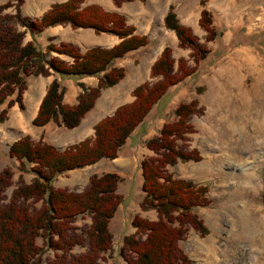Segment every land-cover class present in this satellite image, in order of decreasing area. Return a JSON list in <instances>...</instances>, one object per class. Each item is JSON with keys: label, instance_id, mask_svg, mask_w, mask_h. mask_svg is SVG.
<instances>
[{"label": "trees", "instance_id": "1", "mask_svg": "<svg viewBox=\"0 0 264 264\" xmlns=\"http://www.w3.org/2000/svg\"><path fill=\"white\" fill-rule=\"evenodd\" d=\"M122 1L112 0L115 6ZM82 0H64L53 3L39 17L21 16L15 7L7 10L10 1L0 4V122L6 110L17 106L23 109L22 94L25 77L56 73L47 84L31 118L33 126L54 122L64 128L76 127L83 115L92 107L100 90L115 84L123 70L111 66L113 60L126 52L147 43L146 35L134 34V26L125 23L123 15L105 11L96 4L80 6ZM201 4L202 1L199 0ZM163 26L173 31L177 47L188 48V57L174 60L170 48L164 46L149 66V76L156 80L142 81L132 88V99L122 103L92 126V134L59 150L46 142H33L25 134L17 137L7 147V155L18 162L16 182L12 185V169H0V264H38L43 247L53 251L45 264H109L102 253L111 248L112 234L109 220L113 217L121 197L116 193L119 177L113 172L90 174L86 184L78 191L52 187L54 178L68 170L91 165L100 159H113L119 149L139 126L151 107L166 90L191 74L198 61L207 54L189 28L178 23L171 6L163 16ZM205 31V40L214 36L208 12L202 8L197 20ZM69 25L72 29L91 28L95 33H108L119 40L110 47H90L83 52L68 42L47 43L41 49L35 38L49 26ZM25 35L29 39L23 41ZM50 53L63 54V61ZM98 76L93 87L78 86L82 91L76 102H62V75ZM195 100L179 103L174 108L175 119L164 122L156 135L146 139L145 147L151 154L140 160L139 201L141 209H153L155 219L133 216L130 220L134 232L122 237L118 254L125 264H191L178 248L188 227L200 234L205 228L194 213L208 204L207 187L190 181L176 179L166 170L177 162L198 161L195 149L177 145L190 131L188 118L198 113ZM23 173L32 174L29 182ZM264 203V183L261 191ZM86 214L89 222L76 226L77 216ZM40 240V244L37 240ZM74 246L83 250L70 253Z\"/></svg>", "mask_w": 264, "mask_h": 264}, {"label": "rangeland", "instance_id": "2", "mask_svg": "<svg viewBox=\"0 0 264 264\" xmlns=\"http://www.w3.org/2000/svg\"><path fill=\"white\" fill-rule=\"evenodd\" d=\"M6 1H10L7 10L11 12L15 7L19 13L29 9L30 0ZM201 1L200 5L199 0H131L118 5L128 2L127 7L135 5L133 8L136 9V5L141 3L152 16L148 28L144 27L147 43L112 62L111 66L122 68L123 76L115 84L100 90L92 107L75 128L67 129L52 122L43 127L30 123L47 84L53 77H58L53 73L25 77L23 109L19 110L14 104L6 110L5 120L0 122V169L8 166L13 172L12 185L5 192L8 195L18 174V162L7 155L11 141L27 134L33 142H46L61 150L91 134L92 125L98 118L110 114L118 104L132 99L130 91L135 85L145 80H156V77L149 76V65L162 46L170 48L174 68L179 57L185 59L188 66L193 65L188 57L190 50L177 47L172 31L162 25V14L167 5L173 6L180 20H194L192 15H188L192 11L188 9L191 4L195 7L199 5L208 12L214 33L212 39L205 40L203 31L196 24L189 29L207 49L206 56L196 63L191 74L166 90L133 130L116 157L103 158L91 165L68 170L56 176L51 183L54 188L78 191L86 184L90 174L113 172L119 177L116 193L121 197V204L109 222L113 237L111 248L105 253L106 259L103 257L105 263L125 264L116 255H119L122 236L134 232L130 224L133 216L155 219L153 209L143 210L138 205L143 195L140 190V160L151 154L145 147V141L156 135L164 122L175 119L174 108L179 103L190 100H195V107H199L200 111L190 115V131L186 133L184 141H177V145L195 149L200 159L177 162L167 166L166 170L176 179L206 185L208 204L194 210L205 233L200 234L188 227L184 237L177 242L178 248L191 264H230L232 258L228 256L229 251L249 252L257 247L259 238L264 237V204L260 199L264 182V0ZM136 19L130 17L128 22L136 24V32L140 33L144 31V20ZM62 29L57 32L53 44L62 38L84 36L79 30ZM46 38L36 37L35 43L44 49ZM28 39L29 36L25 35L23 41ZM60 84L63 86L61 79ZM4 107L5 104L0 105V110ZM246 174L258 177L256 191L244 178ZM22 176L25 182L32 178L30 173H23ZM241 210L250 212L244 223L239 216ZM88 222V216L84 214L77 216L74 224L81 226ZM37 243H41L39 239ZM208 247L210 251H207ZM82 250L83 247L74 246L70 253ZM214 252L215 255H212ZM52 257L53 251L43 247L38 264H45ZM235 259V264H251L248 261L250 257L245 261L237 255ZM258 264H264L263 255Z\"/></svg>", "mask_w": 264, "mask_h": 264}, {"label": "crops", "instance_id": "3", "mask_svg": "<svg viewBox=\"0 0 264 264\" xmlns=\"http://www.w3.org/2000/svg\"><path fill=\"white\" fill-rule=\"evenodd\" d=\"M62 1H64V0H30V3L28 5L29 9H26V12H24V13L20 12V14H21V16L28 17V18L39 17L41 15V13L44 12L46 9H48L51 4L59 3V2H62ZM2 2H5V0L0 1V3H2ZM128 2H130V1H128ZM128 2H125V3L121 4L120 6L116 7V6L113 5L111 0H87V1L84 0V2H82L80 6H84V5H87V4H96V5L100 6L105 11H111V12H116L118 14H121V15L124 16L126 24H130V25L134 26V28H135L134 32H133L134 34L146 35L147 36L145 28H148V24H149V22H151L152 16L147 13V11L145 10L144 6L141 5V3L138 2L139 5H136V9H134L135 5H132L131 8L127 7ZM169 6H170V4L167 5L166 10L163 12V14L167 11ZM190 8H192V9H190ZM188 9L192 10L191 12L188 13V15H192L193 16L194 23H193L192 20H188L186 18H183V20L178 19L176 14H175V12H174V10H173V6H171V11L174 13L175 18L177 19L178 23L190 29L191 26L193 27V26H195V24H196V26L198 25L197 20L199 18L200 10L202 8L199 7V5L197 7H195L194 4H191V5L188 6ZM132 15H134V17H132ZM130 17L131 18H135L136 17L137 21L144 20V24L142 25L143 28L145 27L144 31H140V33H137L136 32V30H138L137 27H136L137 25L134 24V23H129L128 22V18H130ZM62 26H64L63 27L64 29H62ZM61 29H62V31H66L67 29L70 30L72 28L69 25H66V24L65 25L49 26V27L44 28L41 31V33L37 36V38H39L41 36H46L47 37L46 38V44L49 43V42L55 43L53 41V39L56 36H58L57 32L60 31ZM74 30H79V31L83 32L84 36L76 37V38H72V39H70V38H62L58 42L71 43V44L75 45L79 49L80 52H83L84 50H86V49H88L90 47H104V48H107V47L112 46L113 44H115L119 40L116 36H114L112 34H107V33H104V32L95 33L91 28H76ZM203 33L205 35V31H203ZM113 37H115V38L113 39ZM197 41L199 42L198 39H197ZM58 42H56V43L58 44ZM142 46H144V45H142ZM142 46H140V47H142ZM140 47H138V48H140ZM138 48H136V49H138ZM136 49L129 50L125 54L130 53L132 51H135ZM50 55L51 56H56L57 58H59V59H61L63 61H67V62L70 61V58L68 56H66V55H63V54L50 53ZM116 59H118V58H116ZM53 74L58 76L56 73H53ZM57 78L59 79V77H57ZM61 80L63 82V87H64L63 88L62 102L65 103V104L71 105V104H74L76 102V96L82 91L81 87L78 86V83H81L83 85V87H86V88L87 87H93V86L96 85L97 77L96 76L78 77V76H75V75H66V74H64V75L61 76ZM66 82H69L70 85L67 86ZM39 101L40 100H38V103H39ZM35 112H36V110L31 115V118L34 116ZM100 118H98V119H100ZM48 123H50V122H48ZM52 123H54V122H52ZM47 124H45V125H47ZM45 125H43V126H45ZM43 126H39V127H43ZM109 222H110V220H109ZM122 229H123V225L121 227V230ZM121 230H120V232H121ZM112 237H113V235H112ZM118 243H120V242H118ZM105 253H102V256L106 259V254ZM116 256L118 258L122 259L121 256H119V255H116ZM109 261H110V258H109ZM107 262H108V259H107Z\"/></svg>", "mask_w": 264, "mask_h": 264}, {"label": "bare ground", "instance_id": "4", "mask_svg": "<svg viewBox=\"0 0 264 264\" xmlns=\"http://www.w3.org/2000/svg\"><path fill=\"white\" fill-rule=\"evenodd\" d=\"M243 177V176H242ZM244 178H247V180H249L247 183L249 184V185H251L252 187H253V190L254 191H256L257 190V187H258V185H259V179H258V177H255L254 176V174H246V175H244ZM250 193V192H249ZM250 212H246L245 210H241V212H240V218H241V220H242V222L244 223L245 222V220L247 221V217H248V215H250L249 214ZM262 219H260V223H262V221H261ZM251 221V220H250ZM211 249L208 247L207 248V251H210ZM253 254V255H252ZM212 255H215V252L212 254ZM235 255V256H234ZM237 255H240L245 261H246V259L248 258V257H250V260H248L249 262L251 261V264H258L259 263V261H260V256H262L263 255V257H264V237L263 236H261L260 238H259V241H258V244H257V247L255 248H253L252 250H250L249 252H245V253H243V252H240V251H236V252H234V251H229V253H228V256H231V258H232V262H230V264H235V261L234 260H236L235 259V257L237 256ZM227 256V257H228ZM233 256H234V259H233ZM228 258H230V257H228ZM224 260V259H223ZM222 260V261H223ZM252 260H253V262H252ZM214 261L215 262H217L218 261V259H214ZM243 263V262H242ZM245 263V262H244Z\"/></svg>", "mask_w": 264, "mask_h": 264}]
</instances>
